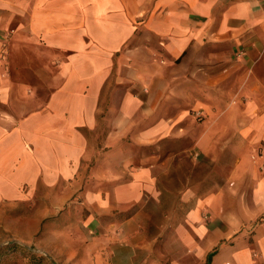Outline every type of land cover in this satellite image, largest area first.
I'll return each instance as SVG.
<instances>
[{
	"label": "crops",
	"instance_id": "crops-1",
	"mask_svg": "<svg viewBox=\"0 0 264 264\" xmlns=\"http://www.w3.org/2000/svg\"><path fill=\"white\" fill-rule=\"evenodd\" d=\"M2 52L0 206L31 209L0 228L24 264H264V0H0ZM226 149L234 188L197 196L172 165Z\"/></svg>",
	"mask_w": 264,
	"mask_h": 264
},
{
	"label": "rangeland",
	"instance_id": "rangeland-1",
	"mask_svg": "<svg viewBox=\"0 0 264 264\" xmlns=\"http://www.w3.org/2000/svg\"><path fill=\"white\" fill-rule=\"evenodd\" d=\"M220 48V47H219ZM182 71L187 72L186 66ZM218 67V64H214V70L216 71V68ZM220 68V67H218ZM113 76L108 82L106 83L104 90L102 92V102L100 104V111L98 112V119H99V127L97 129L96 134L93 136V147H97L99 151L102 150V147L104 145L103 139L105 138L108 130L110 129L108 127V119L110 117V106L116 105L121 96L126 92L127 86H120L117 85V80L115 78L116 76V68L113 70ZM161 113V111H160ZM193 113V116L195 117V122L196 123H201L205 117H202V115H199L200 112H191ZM218 113V112H216ZM172 115V111L168 108L164 109L162 116L163 117H170ZM200 116V117H199ZM162 147H163V152L164 155L167 154L169 151H171L174 148V145H172L168 140L162 142ZM134 149V148H133ZM95 150V149H94ZM136 150V148L134 149ZM133 150V151H134ZM141 152L147 151V148H138ZM96 151V150H95ZM227 151V152H226ZM221 153L223 157L219 158H208L204 159L200 155H196L193 157L194 160V165H192V160L190 158L186 159H178L174 160L172 162V165H174L175 168H177V173L180 174V178H182L183 173H188V171L193 170V174H187V177H189L192 180V183L189 184L188 186L191 191L195 193V195L199 196L201 194V191H198L197 188H200L202 185L203 177L211 179V183H218V182H223L225 181L230 187L233 186L234 188V176L232 175L233 169L238 162L236 159L230 158L231 152L228 151L227 149ZM88 164H93L94 160L90 162H86ZM230 194V197L234 196V192L232 190L227 191ZM187 192L186 191H180L174 193L173 197L171 196V193L168 192L166 193V196L164 198V201L166 202V205L163 206V212L170 213L173 211L172 208H176L175 213L178 215L182 211V206H179L175 204L179 199L183 197ZM176 196V200L175 197ZM229 197V195H228ZM39 201V200H37ZM42 202L40 201L39 204ZM31 208H27L25 204H18L16 206H11L10 203H3L0 206V217H5L9 214H25L27 212H30ZM32 209H37L32 208ZM41 209V208H40ZM50 210H54V208H49ZM10 241H12V237L9 236L7 233L2 231L0 228V251L3 250V248L8 247L10 245ZM167 241V240H165ZM159 247L160 245H156ZM161 248L163 245L160 246ZM2 252V251H1ZM25 252L22 251H11L6 257L4 256L2 260H0V264H24L28 262L24 260L25 257ZM49 255V254H48ZM50 256V255H49ZM45 256H42L44 258ZM51 257V256H50ZM46 258V257H45ZM52 258V257H51ZM53 259V258H52ZM54 260V259H53ZM54 262L57 264V262L54 260Z\"/></svg>",
	"mask_w": 264,
	"mask_h": 264
},
{
	"label": "trees",
	"instance_id": "trees-1",
	"mask_svg": "<svg viewBox=\"0 0 264 264\" xmlns=\"http://www.w3.org/2000/svg\"><path fill=\"white\" fill-rule=\"evenodd\" d=\"M16 248V246H8V247H5V248H3V252H5V250H8V251H16V250H14ZM19 249V248H18ZM2 251V250H1ZM0 251V258L1 257H3L2 255H3V253Z\"/></svg>",
	"mask_w": 264,
	"mask_h": 264
},
{
	"label": "built area",
	"instance_id": "built-area-1",
	"mask_svg": "<svg viewBox=\"0 0 264 264\" xmlns=\"http://www.w3.org/2000/svg\"><path fill=\"white\" fill-rule=\"evenodd\" d=\"M5 59V52H2V55L0 56V61H3Z\"/></svg>",
	"mask_w": 264,
	"mask_h": 264
},
{
	"label": "water",
	"instance_id": "water-1",
	"mask_svg": "<svg viewBox=\"0 0 264 264\" xmlns=\"http://www.w3.org/2000/svg\"><path fill=\"white\" fill-rule=\"evenodd\" d=\"M45 256L52 262V264H56L55 262H54V260L49 256V255H46L45 254Z\"/></svg>",
	"mask_w": 264,
	"mask_h": 264
}]
</instances>
